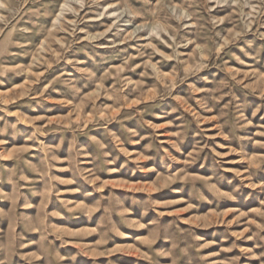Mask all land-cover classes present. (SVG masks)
Segmentation results:
<instances>
[{"label": "rangeland", "instance_id": "1", "mask_svg": "<svg viewBox=\"0 0 264 264\" xmlns=\"http://www.w3.org/2000/svg\"><path fill=\"white\" fill-rule=\"evenodd\" d=\"M0 264H264V0H0Z\"/></svg>", "mask_w": 264, "mask_h": 264}, {"label": "bare ground", "instance_id": "2", "mask_svg": "<svg viewBox=\"0 0 264 264\" xmlns=\"http://www.w3.org/2000/svg\"><path fill=\"white\" fill-rule=\"evenodd\" d=\"M136 29H138V28H136Z\"/></svg>", "mask_w": 264, "mask_h": 264}]
</instances>
